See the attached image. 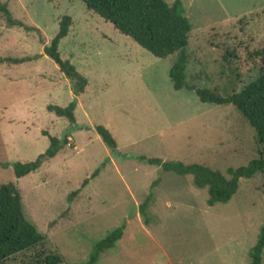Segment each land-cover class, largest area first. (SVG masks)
<instances>
[{"label": "rangeland", "instance_id": "obj_1", "mask_svg": "<svg viewBox=\"0 0 264 264\" xmlns=\"http://www.w3.org/2000/svg\"><path fill=\"white\" fill-rule=\"evenodd\" d=\"M179 1L192 26L189 85L226 96L264 72V0ZM0 3L13 19L38 29L7 28L0 15V58L38 56L0 65V186L17 185L26 219L45 236L39 246L0 264H46L49 255L61 258L59 264H83L93 244L120 227L121 240L98 264H249L264 225V173L240 179L228 203L208 207L207 189L195 188L191 176L160 174L135 159L200 164L223 174L246 166L257 157L258 145L236 110L201 103L192 91H175L169 71L177 54L153 57L79 0ZM63 16L71 26L59 54L87 80L73 127L46 110L73 100L70 81L43 53ZM225 50L235 56L229 63L222 60ZM96 126L111 133L115 154ZM69 130L68 145L55 158L14 178L13 163L34 161L48 147L43 132L61 139ZM157 177L148 210L152 221L145 226L137 207Z\"/></svg>", "mask_w": 264, "mask_h": 264}, {"label": "trees", "instance_id": "obj_2", "mask_svg": "<svg viewBox=\"0 0 264 264\" xmlns=\"http://www.w3.org/2000/svg\"><path fill=\"white\" fill-rule=\"evenodd\" d=\"M88 11L97 14L102 20L110 23L121 35L130 38L139 47L155 58L165 59L177 54V61L169 71V77L175 91H192L201 103L216 106L231 105L242 119L255 133L258 145L257 157L246 166L236 169L228 168L225 174L212 170L200 164H185L180 161H162L159 158L136 157V161L156 167L158 172L172 173L176 176H191L193 186L197 189H207L208 199L206 205L213 207L216 204H226L236 194L240 179H250L258 173H264V72L255 80L246 84L238 91H232L226 96L209 90L197 88L187 83L186 66L188 55L189 35L192 26L185 16V9L181 1L172 4L164 0H79ZM0 15L3 16L7 28L18 27L24 31H38L37 28L25 25L13 19L6 4L0 3ZM71 18L63 16L58 24V31L50 44L44 47V55L50 59L60 70L63 76L71 83L73 100L66 107L56 105L46 106L48 113L57 118L65 119L70 127L76 124L75 111L77 97L84 93L87 80L77 72L74 65L68 60H63L59 54V45L69 33ZM233 56L225 50L222 60L225 63ZM34 58H0V65L7 63L21 65ZM235 57V56H233ZM232 89V88H231ZM95 132L102 143L112 154L116 153V141L111 133L103 126H96ZM61 139L42 133L48 139V147L38 155L34 161L27 163H13L12 169L16 180L37 172L41 166L57 156L68 145L67 134ZM2 165V164H0ZM8 166V164H4ZM99 173L97 169L91 176L84 180L81 188L94 179ZM157 177L150 185V191L144 201L139 204L138 214L145 226L150 225L152 216L148 210L153 203L154 189L159 184ZM80 190L68 196L71 202ZM123 227L112 230L103 239L95 242L83 264H98L100 256L112 250L123 236ZM45 240V236L38 232L36 227L29 222L24 214L21 195L17 185L13 182L0 186V263L19 253L33 249ZM264 252V225L259 231L255 245L248 253L249 264H262ZM46 264H59L61 258L49 255L44 259Z\"/></svg>", "mask_w": 264, "mask_h": 264}]
</instances>
